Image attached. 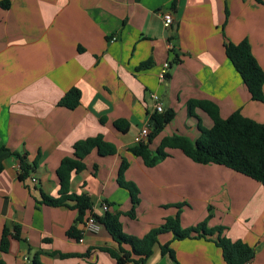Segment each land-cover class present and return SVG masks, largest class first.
<instances>
[{
    "label": "crops",
    "instance_id": "obj_1",
    "mask_svg": "<svg viewBox=\"0 0 264 264\" xmlns=\"http://www.w3.org/2000/svg\"><path fill=\"white\" fill-rule=\"evenodd\" d=\"M2 1L8 5L0 6V239L9 231V245L0 251V264H32L35 255L40 264H116L97 250L118 249L102 224L75 241L66 232L76 211L38 204L41 193L58 197L56 170L72 156L73 144L97 135L116 153L91 151L85 169L69 181L70 193L90 199L93 215L101 216L105 204L121 223L129 220L131 235L142 237L177 211L187 228L207 220L210 210L207 226L223 227L226 238L253 247L247 264H264L262 185L223 166L195 164L176 149H165L153 167L127 151L141 128L150 126L153 95L174 118L161 131L165 136L152 140V151L165 137L194 142L198 124L212 126L201 109L187 114L189 100L212 103L222 119L239 112L264 124V103L251 100L223 47L246 39L264 72V0ZM163 13L172 16L170 28L163 26ZM165 61L171 64L166 83L158 77ZM70 88L80 92L73 110L57 104ZM177 114L183 116L179 125ZM117 120L125 121V133L114 128ZM182 126L190 135L179 132ZM20 158L36 163L22 181ZM122 158L129 163L125 180L139 190L134 219L125 215L129 197L115 182ZM157 241L144 264H225L210 240H173L165 233ZM167 242L175 261L160 252Z\"/></svg>",
    "mask_w": 264,
    "mask_h": 264
},
{
    "label": "trees",
    "instance_id": "obj_2",
    "mask_svg": "<svg viewBox=\"0 0 264 264\" xmlns=\"http://www.w3.org/2000/svg\"><path fill=\"white\" fill-rule=\"evenodd\" d=\"M7 5V1L0 2V6L3 8H6ZM227 16L226 11L225 19ZM223 47L225 56L239 74L251 100L264 103L262 90L264 72L253 57L248 41L244 39L237 44L225 41ZM171 50L173 49L171 48ZM145 66L146 64L142 65V67ZM168 77L169 73L165 77V83ZM79 100V90L70 88L57 104L73 110L79 105ZM196 108L201 109L209 116L212 126L205 129L198 124L197 128L200 134L194 142L186 137L175 135L163 138L154 151L150 149L149 146L152 140L174 118L173 110L167 109L161 113L153 111L149 115L150 126L146 141L136 144L127 151L131 155L140 158L145 167H153L158 160L166 156L165 149H176L195 164L223 166L264 187V124L243 117L239 112H234L227 118L222 119L218 115L216 106L207 101L189 100L186 103L189 116ZM113 125L119 132H126L124 120H117ZM72 149V156L64 157L56 170L59 186L58 197L52 198L41 193V199L38 202V204L50 207L67 206L76 211L74 224L66 232L69 238L78 241L82 232L77 229V225L82 227L88 216L92 215L97 223L104 226L107 233L118 245L117 250L107 247H100L97 250L107 253L115 260L116 264H144L151 256L153 246L158 242V236L165 233H170L173 240L202 238L212 241L221 250L225 264H247L253 259L256 252L253 247L240 240H229L223 235V227H208L206 219L195 226L183 228L180 224L179 211L173 217L165 218L159 226L151 228L142 237L128 235L123 232L119 213L104 211L101 216L96 217L92 213V203L87 196L69 192V181L73 173H79L85 169L84 158L91 151L95 150L99 155L109 156L114 155L116 149L113 145L104 142L100 135L79 140L73 144ZM128 167V161L122 158L115 182L119 188L127 192L129 197L130 209L125 215L130 219H134L135 207L139 204V190L133 182L124 178V173ZM35 168V162L28 165L24 159L20 158L18 179L24 180L29 172ZM1 170L2 166L0 164V172ZM93 170H96V166L93 167ZM181 206L183 204L174 205L178 210ZM209 216L210 210L207 218ZM8 237L9 231L4 230L0 239L1 252H6L8 249ZM124 246H127L129 250H124ZM159 247L162 255L167 254L172 261H175L169 242ZM59 256L68 258L73 255L59 254ZM36 257L35 255L32 264H40Z\"/></svg>",
    "mask_w": 264,
    "mask_h": 264
},
{
    "label": "built area",
    "instance_id": "obj_3",
    "mask_svg": "<svg viewBox=\"0 0 264 264\" xmlns=\"http://www.w3.org/2000/svg\"><path fill=\"white\" fill-rule=\"evenodd\" d=\"M161 18H162V23H163L164 28H170L171 24H172L171 14L170 13H163L161 15ZM169 69H170V62L169 61H165L161 64L160 70L158 73V77H159L161 82H165V77H166ZM152 99L154 101L153 111H155L157 113L163 112V108L161 106V103H160L158 97L156 95H153ZM148 133H149V126H145V127L141 128L139 133L134 137V143L139 144V143L145 142ZM31 181L35 182L36 180L32 178ZM101 209H102V211H107V207L105 206V204L101 205ZM97 229H98V223L95 220V218L92 215L88 216L87 220L85 221L84 225L82 226V233L83 232H95V231H97Z\"/></svg>",
    "mask_w": 264,
    "mask_h": 264
},
{
    "label": "rangeland",
    "instance_id": "obj_4",
    "mask_svg": "<svg viewBox=\"0 0 264 264\" xmlns=\"http://www.w3.org/2000/svg\"><path fill=\"white\" fill-rule=\"evenodd\" d=\"M182 120H183V116H181V115H179V114H177L176 115V117H175V125H179V123H182ZM202 126V128H205V129H209L210 127H205V125L204 124H202L201 125ZM177 127H168L167 129H168V131L169 130H175ZM178 129H179V132L180 133H182V134H185L186 136H188V135H190V132H189V130L187 129V127H184V126H182V127H178ZM176 134V133H175ZM162 136H165V133L162 135V133L160 132L159 134H158V136H156V139H160ZM184 136V135H183ZM157 141V140H156ZM154 143L151 145V148L152 149H154ZM208 213H209V210H208ZM212 216V212H210V216L208 217V219L210 218ZM208 219L206 220V225H207V221H208ZM121 220H123V218L121 217ZM129 220H126V222L125 221H123L122 222V228H123V232L124 233H126V234H128V235H131V232L129 231V229H128V222ZM215 227V226H214ZM224 233V232H223ZM134 236V235H133Z\"/></svg>",
    "mask_w": 264,
    "mask_h": 264
}]
</instances>
